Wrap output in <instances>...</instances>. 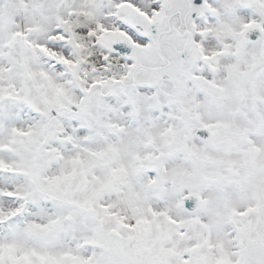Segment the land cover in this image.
Masks as SVG:
<instances>
[{"label":"snow or ice","instance_id":"obj_1","mask_svg":"<svg viewBox=\"0 0 264 264\" xmlns=\"http://www.w3.org/2000/svg\"><path fill=\"white\" fill-rule=\"evenodd\" d=\"M0 264H264V0H0Z\"/></svg>","mask_w":264,"mask_h":264}]
</instances>
